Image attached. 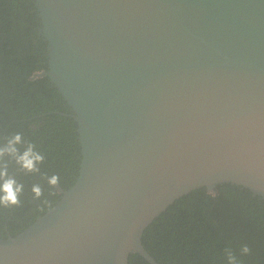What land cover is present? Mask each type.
<instances>
[{
  "label": "water",
  "instance_id": "95a60500",
  "mask_svg": "<svg viewBox=\"0 0 264 264\" xmlns=\"http://www.w3.org/2000/svg\"><path fill=\"white\" fill-rule=\"evenodd\" d=\"M46 77L76 124L77 176L0 264H128L174 202L264 201V0H30Z\"/></svg>",
  "mask_w": 264,
  "mask_h": 264
},
{
  "label": "trees",
  "instance_id": "16d2710c",
  "mask_svg": "<svg viewBox=\"0 0 264 264\" xmlns=\"http://www.w3.org/2000/svg\"><path fill=\"white\" fill-rule=\"evenodd\" d=\"M37 27L30 0H0V144L19 133L45 156L37 174L10 164L9 174L24 191L20 207L0 208V239L19 234L60 199L44 176L58 175V186L66 190L78 173L80 148L71 111L46 77L31 79L47 68L46 44ZM34 184L44 190L39 200L31 191ZM215 192L189 193L146 228L141 242L157 264H228L226 248L240 264H264V201L229 184ZM244 245L248 255L240 254ZM128 264L149 263L132 254Z\"/></svg>",
  "mask_w": 264,
  "mask_h": 264
},
{
  "label": "clouds",
  "instance_id": "9594fccd",
  "mask_svg": "<svg viewBox=\"0 0 264 264\" xmlns=\"http://www.w3.org/2000/svg\"><path fill=\"white\" fill-rule=\"evenodd\" d=\"M45 156L36 150V146L24 140L21 134L16 133L6 139V142L0 144V208H14L21 206V195L24 191V185L18 183L13 175L9 174V166L13 162L21 171L26 174L40 173V165L44 163ZM50 188L55 189L59 185V176H44ZM35 199L39 200L44 195V190L40 184H34L31 188ZM54 194V193H51ZM48 204V200L42 201ZM250 248L247 245L240 249L241 255H248ZM225 255L228 264H240L237 255L232 249L226 248Z\"/></svg>",
  "mask_w": 264,
  "mask_h": 264
},
{
  "label": "flooded vegetation",
  "instance_id": "af4514ba",
  "mask_svg": "<svg viewBox=\"0 0 264 264\" xmlns=\"http://www.w3.org/2000/svg\"><path fill=\"white\" fill-rule=\"evenodd\" d=\"M38 27H39V24H38ZM38 27H37V29H38Z\"/></svg>",
  "mask_w": 264,
  "mask_h": 264
}]
</instances>
